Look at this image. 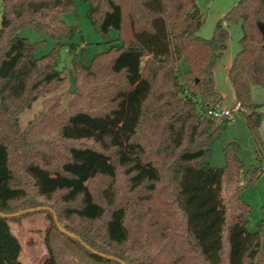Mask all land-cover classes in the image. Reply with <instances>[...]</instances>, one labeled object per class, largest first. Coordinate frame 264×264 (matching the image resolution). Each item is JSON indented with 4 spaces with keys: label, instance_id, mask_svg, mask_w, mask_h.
I'll return each mask as SVG.
<instances>
[{
    "label": "trees",
    "instance_id": "1",
    "mask_svg": "<svg viewBox=\"0 0 264 264\" xmlns=\"http://www.w3.org/2000/svg\"><path fill=\"white\" fill-rule=\"evenodd\" d=\"M83 1L99 33L118 31L90 64L68 41L80 31L62 17L74 0H0V212L51 207L79 239L63 234L103 264L121 263L83 243L126 264H264V219L249 230L252 208L242 198L264 173L261 115L251 96L254 84L264 87V0H239L210 38L199 34L197 0ZM238 21L241 49L228 77L256 142L248 170L235 141L224 148L223 166L209 161L230 122L208 114L224 99L214 67L227 48V23ZM24 28L46 32L54 48L37 56L40 42L23 36ZM63 45L73 55L74 96L48 142L35 138L36 129L56 100L25 129L18 118L68 80L56 68ZM39 212L60 231L52 211ZM24 215H0V264H23L9 221ZM50 235L48 228L41 264H61Z\"/></svg>",
    "mask_w": 264,
    "mask_h": 264
},
{
    "label": "rangeland",
    "instance_id": "2",
    "mask_svg": "<svg viewBox=\"0 0 264 264\" xmlns=\"http://www.w3.org/2000/svg\"><path fill=\"white\" fill-rule=\"evenodd\" d=\"M74 1L76 5L75 10L62 14V17L67 24L78 25L80 31L68 41L77 44L78 56L84 59L87 64H90L97 53L106 51L111 47L112 42H109V40L116 39L118 31L111 29L108 36H103L95 29L87 16L90 4L83 0ZM238 2L239 0H197L203 17L199 34L202 37L210 38L214 33L217 21ZM1 10L2 6L0 5V26L2 20ZM227 27L229 30L227 48L217 66L216 86L224 95L223 106L231 109V116L227 127L212 144L209 161L212 166H223L225 164L224 148L229 142L235 141L239 144V156L244 163L245 169L248 170L249 167L257 162L256 142L247 125L244 113L235 108L237 103L235 90L228 77L226 68V66L231 65L235 55L241 49L240 38L243 31L240 21L228 22ZM21 34L31 42H40L37 56L50 52L56 44V41L46 32L24 28L21 30ZM115 43L118 44V42ZM56 68L68 75V80L58 88L40 94L30 107L20 113L18 118L21 129H25L29 122L44 110L47 103L50 106L53 100H56L57 107L55 111H52L48 115L47 120L36 129L38 135H35V138L39 139L40 136L48 137V142L52 137L56 136L60 121L64 117L63 113L68 109L69 102L74 96L73 55L69 52L67 45H63L59 49ZM179 68L181 72L187 71V62L182 60ZM251 96L252 101L259 104L257 110L261 115L260 135L264 141V87L260 84H254ZM48 151L54 152L50 148H48ZM54 162H56V158ZM242 198L252 208L248 217V229L254 231L257 229L258 222L264 219V173L253 187L243 191ZM37 199L41 198L38 197ZM9 223L13 233L22 244L21 261L23 264L42 263L47 254L45 236L48 228L51 229L50 241L53 250L61 264H103L91 259L79 245L70 240L62 232L53 228L51 220L44 212L24 215L17 220H10Z\"/></svg>",
    "mask_w": 264,
    "mask_h": 264
},
{
    "label": "water",
    "instance_id": "3",
    "mask_svg": "<svg viewBox=\"0 0 264 264\" xmlns=\"http://www.w3.org/2000/svg\"><path fill=\"white\" fill-rule=\"evenodd\" d=\"M258 28H259V30H260L262 36H263V39H264V22H258ZM46 209H48V210H50V211L53 212V215H54V218H55V221H56L57 227H58V229H59L62 233L68 235L69 237L79 239V237H78L75 233L68 231L67 229H65V228L60 224V222H59L58 219H57V215H56L55 211H54L51 207H48V206L30 207V208L23 209V210H21V211H18V212L12 213V214H5V213H1V212H0V215H1V216H19V215H24V214H26V213H34V212H39V211L46 210ZM83 245H84L87 249L91 250V251L94 252V253H98L99 255H101V256H103V257H106V258H108V259H114V260H117V261H119L121 264H126V262L123 261V260L120 259V258H117V257H115V256H113V255H108V254H106V253L98 252V251H96L95 249H93L92 247H90L89 245H87V244H85V243H83Z\"/></svg>",
    "mask_w": 264,
    "mask_h": 264
},
{
    "label": "built area",
    "instance_id": "4",
    "mask_svg": "<svg viewBox=\"0 0 264 264\" xmlns=\"http://www.w3.org/2000/svg\"><path fill=\"white\" fill-rule=\"evenodd\" d=\"M240 107H241L240 102H237L235 108L240 109ZM208 114L216 121H221L223 119H230L231 109L224 106L217 107L216 109L209 108Z\"/></svg>",
    "mask_w": 264,
    "mask_h": 264
},
{
    "label": "crops",
    "instance_id": "5",
    "mask_svg": "<svg viewBox=\"0 0 264 264\" xmlns=\"http://www.w3.org/2000/svg\"><path fill=\"white\" fill-rule=\"evenodd\" d=\"M221 59H222V58H221ZM221 59H220V60H221ZM220 60L218 61V63H217L216 66L214 67V87H215V90L219 91V92L222 94V92H221L220 90H218V88H217V86H216V71H217V66H218ZM229 67H230V66H226L227 71L229 70ZM227 73H228V72H227ZM222 95H223V94H222ZM223 97H224V95H223ZM255 103H256V102H255ZM20 259H21V256H20Z\"/></svg>",
    "mask_w": 264,
    "mask_h": 264
}]
</instances>
